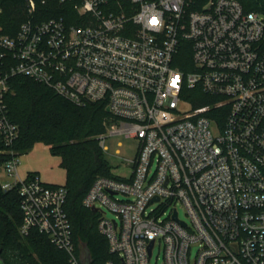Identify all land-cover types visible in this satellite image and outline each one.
Returning a JSON list of instances; mask_svg holds the SVG:
<instances>
[{
    "label": "built area",
    "instance_id": "2783aa9c",
    "mask_svg": "<svg viewBox=\"0 0 264 264\" xmlns=\"http://www.w3.org/2000/svg\"><path fill=\"white\" fill-rule=\"evenodd\" d=\"M60 2L76 16L13 36L0 27V135L12 156L1 187L20 197L21 236L37 231L83 264L66 185L19 173L6 103L15 76L105 105L106 134L139 141L130 176L97 178L83 200L101 214L107 264H153L157 246L163 264H264V17L239 0Z\"/></svg>",
    "mask_w": 264,
    "mask_h": 264
},
{
    "label": "trees",
    "instance_id": "16d2710c",
    "mask_svg": "<svg viewBox=\"0 0 264 264\" xmlns=\"http://www.w3.org/2000/svg\"><path fill=\"white\" fill-rule=\"evenodd\" d=\"M28 1L0 0L3 33L13 36L29 21L42 23L76 16L71 5L60 0H35L36 9L30 13ZM239 1L247 12L264 17V0ZM9 84L6 97L9 118L19 129L12 147L15 156L26 155L42 143L50 147L52 155L62 159L61 167L67 172L66 211L77 251L88 254L89 264H107L113 255L99 231L101 214L83 206L95 180L112 177L100 145L108 118L106 106L98 103L78 106L51 88L22 76L11 78ZM206 103L199 102L198 106ZM11 158L0 135V169ZM22 220L18 193L4 191L0 185V264H69L67 254L55 248L45 235L34 231L28 237L21 236Z\"/></svg>",
    "mask_w": 264,
    "mask_h": 264
},
{
    "label": "rangeland",
    "instance_id": "374dc122",
    "mask_svg": "<svg viewBox=\"0 0 264 264\" xmlns=\"http://www.w3.org/2000/svg\"><path fill=\"white\" fill-rule=\"evenodd\" d=\"M105 132L107 133L106 126ZM101 136V135H100ZM119 144H121L119 146ZM105 145L107 150L104 151L105 159L111 168V174L113 178H122L130 176L132 163L137 155L139 149V141L133 138H127L123 135L111 136L106 134ZM116 151H120V155L116 154ZM19 173L22 177L28 174H37L41 180L47 184L52 185H66L67 172L61 167L62 159L59 156L52 155L50 147L39 143L36 144L31 152L19 157ZM10 177L4 174V167L0 169V185L4 182H9ZM161 205L154 204L152 208L158 209ZM180 217L184 221H189L183 207L177 205ZM107 217L114 218V215L107 212ZM192 258L197 254V248L192 249ZM153 264H163L162 253L160 248L154 251V256L151 260Z\"/></svg>",
    "mask_w": 264,
    "mask_h": 264
},
{
    "label": "water",
    "instance_id": "95a60500",
    "mask_svg": "<svg viewBox=\"0 0 264 264\" xmlns=\"http://www.w3.org/2000/svg\"><path fill=\"white\" fill-rule=\"evenodd\" d=\"M109 111V110H108ZM93 212H97L98 209L97 208H93L92 209ZM177 217V216H175ZM152 248H153V243L151 244V246L149 247V253L151 255V252H152ZM82 263L83 264H89V257H88V254L86 252H83L82 254Z\"/></svg>",
    "mask_w": 264,
    "mask_h": 264
}]
</instances>
